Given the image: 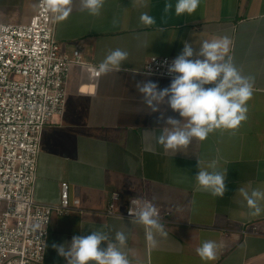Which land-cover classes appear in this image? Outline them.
<instances>
[{"label":"crops","instance_id":"1","mask_svg":"<svg viewBox=\"0 0 264 264\" xmlns=\"http://www.w3.org/2000/svg\"><path fill=\"white\" fill-rule=\"evenodd\" d=\"M171 2L173 10L165 15L166 0H150L146 8L133 0H106L101 14L93 16L82 10L80 0H72L68 18L57 21L56 39L68 53L77 49L83 60L99 65L119 48L129 53L122 67L136 73L113 70L91 79L81 67L72 68L64 114L42 133L34 197L59 201L65 181L71 198L100 213L53 216L45 264H66L52 248L54 242H70L74 235L96 229L113 238L124 231L122 251L131 264H264V213L250 216L238 191H264V0H200L194 13L181 16L175 15L176 0ZM36 6L37 0H0V22H27ZM141 12H148L156 24L142 26ZM114 18L117 27H112ZM161 28L165 30L160 33ZM225 36L231 41L226 59L242 75L254 78L247 120L238 130L219 129L204 141L194 138L182 152L166 151L157 138L171 126L158 122L160 112H151L136 84L148 80L163 89L172 78L146 75V60L153 55L177 57L185 41L198 51L203 41ZM161 110L165 117L183 119L166 104ZM198 159L209 171L213 161L218 170H227L222 198L199 189L194 179ZM114 192L120 194L121 209L138 198L168 213L169 221L163 223L167 235L157 233L155 247L145 240V226L101 214ZM253 227L257 233H243ZM208 240L218 245L213 261L196 253Z\"/></svg>","mask_w":264,"mask_h":264},{"label":"built area","instance_id":"2","mask_svg":"<svg viewBox=\"0 0 264 264\" xmlns=\"http://www.w3.org/2000/svg\"><path fill=\"white\" fill-rule=\"evenodd\" d=\"M56 25L45 0H37L27 22H0V264H45L53 216L100 213L83 208L79 198H71L65 181L59 201L34 197L42 133L64 114L72 68L81 67L87 78L100 75L98 65L83 60L79 50L67 52L56 39ZM174 58L150 56L142 71L172 78L161 65ZM119 199V193H112L101 214L132 219L128 209L133 198L123 209ZM156 208L161 222L168 223V213ZM37 223L40 228L34 230ZM243 233L257 232L253 227Z\"/></svg>","mask_w":264,"mask_h":264},{"label":"clouds","instance_id":"3","mask_svg":"<svg viewBox=\"0 0 264 264\" xmlns=\"http://www.w3.org/2000/svg\"><path fill=\"white\" fill-rule=\"evenodd\" d=\"M133 2L146 8L150 0ZM71 3L72 0H45L47 10L57 21L68 18ZM80 3L82 10L99 16L106 0H80ZM199 4L200 0H176L175 15H191ZM172 10L171 0H166L164 14ZM139 21L144 27L156 24V19L148 12H141ZM118 24L119 21L114 18L112 27H117ZM164 30L165 28H161L160 33ZM230 44V39L225 36L212 41L205 40L200 44L199 50L195 51L193 45L185 41L182 52L171 62L165 60L161 65L166 67L167 74L172 77L170 86L160 89L156 82L148 80L136 84L143 102L151 112H160L158 122L164 121L167 126H171V130L157 138V142L166 151L170 150L175 154L182 152L180 150L190 145L194 138L204 141L210 133L219 129L238 130L242 122L247 120V103L253 96L254 78L242 75L231 58L226 59ZM128 56L127 51L119 48L110 51L98 65V72L107 74L113 70H123L136 73L133 69L122 67ZM145 74L151 75V71L148 70ZM165 104L183 119L165 117L161 110V106ZM198 168L194 179L199 189L222 198L227 191V170H218L216 162L213 161L208 165L211 169L209 171L201 167L199 159ZM238 191L246 201L250 216L258 217L264 213V207L260 203L264 201V191L254 189L250 194L243 188ZM130 204L128 213L132 223L145 226V240L155 247L156 234L167 235L157 208L150 202L141 203L138 198L131 199ZM33 228L38 230L39 223L34 224ZM102 242L106 243V247H101ZM126 243L127 235L124 231H117L113 238L108 233L96 229L86 236L74 235L70 242H54L52 248L65 259L66 264H131L128 255L122 251ZM217 251V243L211 240L204 241L196 249L197 255L204 261L215 260Z\"/></svg>","mask_w":264,"mask_h":264}]
</instances>
